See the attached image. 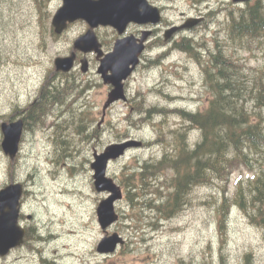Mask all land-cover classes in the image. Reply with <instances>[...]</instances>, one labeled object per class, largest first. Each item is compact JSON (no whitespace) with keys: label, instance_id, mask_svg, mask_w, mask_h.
Masks as SVG:
<instances>
[{"label":"rangeland","instance_id":"374dc122","mask_svg":"<svg viewBox=\"0 0 264 264\" xmlns=\"http://www.w3.org/2000/svg\"><path fill=\"white\" fill-rule=\"evenodd\" d=\"M258 1L252 0L243 9ZM61 6L62 0H0V126L11 115L12 108L18 117L23 112L29 125L26 110L55 70V60L69 55L73 42L88 31L85 22H77L56 39L52 19ZM99 33L104 38L110 34L105 28ZM208 40L212 52L227 56L251 76L264 79V34L234 43L216 24ZM209 61L177 52L159 59L157 67H143L131 79L126 93L129 100L116 103L105 114L103 106L109 89L95 74H83L82 89L84 85L83 90L90 89L81 94L88 116L84 119L85 135L90 138L78 132L82 120L71 119L77 111L71 102L63 105V128L56 144L49 140L53 131L49 123L56 118L57 108L51 109L49 115L39 116L40 122H33L37 125L28 130L29 143L25 142L15 169L19 181L27 182L23 227L41 229L46 242L43 253L38 249L42 245L29 243V259L22 264H222V260L223 264H264V227L233 207L225 228H220L215 205L222 196L218 188L196 187L188 204L178 214L163 220L154 219L159 212L135 210L126 199L124 174L137 171L142 164L164 160L165 152L177 147L173 131L180 129L184 133L188 125L179 109L196 112L208 107L213 97L205 83ZM96 67L93 61V68ZM40 97L41 94L38 100ZM138 102L146 110L155 107V113L136 114ZM157 109L167 112L163 115ZM44 125L49 126L44 135L34 134ZM200 135L198 130H190L185 138L194 144ZM2 139L0 128V144ZM125 142L135 144L124 156L111 161L107 170L108 177L122 187L125 198L116 206L120 222L106 234L99 224L97 209L108 194L96 191L92 163L95 152L101 154L109 145ZM65 150L68 154L64 157ZM7 164L0 146V188L9 179L4 171ZM164 173L157 181L160 185H168L176 175L171 168ZM250 176L247 171H237L227 185L228 195L235 193L240 177ZM167 191L165 188L164 192ZM153 223L157 226L152 227ZM114 233L123 237L126 244L111 255L98 253L101 241ZM250 254L247 260L246 255Z\"/></svg>","mask_w":264,"mask_h":264},{"label":"trees","instance_id":"16d2710c","mask_svg":"<svg viewBox=\"0 0 264 264\" xmlns=\"http://www.w3.org/2000/svg\"><path fill=\"white\" fill-rule=\"evenodd\" d=\"M263 1L243 10L240 17L232 18L233 31L240 34L243 42L264 34ZM222 56L220 53L213 55L211 66L206 68L205 83L213 93L208 107L196 112L178 111L188 125L184 133L180 129L173 131L178 139L177 147L167 150L164 160L142 164L137 171L128 170L124 174L122 183L127 191L126 199L135 210L159 212L156 220L172 217L188 204L196 187L205 186L222 191V196L215 201L220 228H225L233 207H238L253 223L264 227V79L251 76L243 66ZM76 84L66 75L64 87L60 90L66 93V100L70 89L80 88ZM52 92L56 96L59 93L58 89L55 91L45 85L39 102L30 107L31 115L39 117L51 113L53 106H57ZM136 105L135 113L140 116H149L156 111L155 107L146 110L141 102ZM157 111L164 115L167 109ZM25 115L27 120L29 107ZM79 117L82 121L78 132L90 138L85 135L87 125L84 119L88 116L84 110ZM27 122L29 124V120ZM190 130L201 133L194 144L185 138ZM66 154L65 150L64 157ZM166 168L176 172L175 178L168 185H160L157 181L163 177ZM237 171H247L251 176L247 179L240 177L235 193L230 196L227 185ZM165 188L168 189L166 193ZM249 256L251 254L246 255L247 260Z\"/></svg>","mask_w":264,"mask_h":264},{"label":"flooded vegetation","instance_id":"af4514ba","mask_svg":"<svg viewBox=\"0 0 264 264\" xmlns=\"http://www.w3.org/2000/svg\"><path fill=\"white\" fill-rule=\"evenodd\" d=\"M251 1L243 2L240 0H216L214 2L213 0H142V7L138 10L140 13H148L147 21L141 23L130 22L122 34H120L119 31L112 26H100L95 30L97 38L101 44V51L103 53L102 58L114 52L115 45L119 40H124L126 42V46L129 48V52H131V57H134V54L138 53L139 63L136 66L134 72L125 82V89L126 93L128 94L129 89L131 87V79L134 78V75L138 73L143 67H157V63L161 58L171 56L177 52H182L194 55L195 57L209 59L210 61H212L213 55H218L219 53L216 54L214 51H211L210 47L208 46V39L212 33L213 26L216 24H218L219 28H221L223 32L227 33L228 38L230 40H233L234 43H238L240 41V34L236 31H233L232 18L233 16L240 17V12L245 10L243 8L250 5ZM129 5L130 4H128V6ZM134 6L135 8H137L139 4L135 3ZM221 17H224L223 19L225 20L221 21L223 20ZM72 25L73 24H70L68 29H70ZM103 28L109 30L110 37L108 35L107 38H104L102 34L99 33L100 30ZM213 33H215V35L217 34V32L215 31H213ZM53 36L57 39V37L63 36V34ZM81 36L83 35H80L78 38H80ZM213 38H215V36ZM74 42L73 48L70 50L69 55H66L61 58L70 57L75 54V69L71 73L66 74L62 71H57L55 68V70L52 71L47 77V81L45 83L46 85H50L53 90L55 89L56 91L58 89L59 91L57 96L55 95V93H53L54 91L51 93L53 94V97L57 100V106H53V109H58V112L56 113V118L53 119V123H49L51 124V131L53 129L52 135L50 134L51 136L49 137V140L55 144L58 140V132L60 131V128H63V125H61V118L64 114L63 105L67 102H71L72 105L77 109L76 113L71 117V119L74 120H76L77 118L80 119L81 117H79V115L81 114L82 110L85 111L87 108V106L81 102V96L86 94V92L90 91V89L83 90V92L80 93L79 96L76 95L78 91L80 92V89H82V84H85V81L80 78L83 74L78 75L76 73L77 71H81V61L87 60L89 63V71L88 73L84 74V76H91V74H95L94 76L98 77L99 80L102 81V83L109 89V93L113 89L111 85H106L104 83L101 75L98 73L100 60L102 58L99 59L98 55L94 52L85 54L79 50H75ZM93 61H96L97 63L96 69L93 68ZM210 61L207 63L208 66H211ZM109 74H111V72H109ZM66 75L75 80L78 84H76V86L80 87L79 89L69 90V93L67 95L68 100L65 99L66 93L60 92V90L62 89L61 87H64V80ZM50 91L51 89H49L48 92ZM40 94H43L42 89L40 90V93H38L34 97L36 99H34V101L29 106L33 107L34 104L39 102L38 97ZM59 111L61 112L59 113ZM22 115L21 117H18L19 115L17 114L15 109L12 108L11 115L7 118L6 122H2L0 126L2 138L4 139V134L2 131V125L4 123L11 124L20 119H22L24 122V132L20 144V153L15 159H11L8 155L5 154L2 147L3 139L0 144L5 159L8 162L4 171H6L9 176V179H7V181L0 188V191L9 185L21 183L25 188L26 195L28 194L27 182L19 181L18 171L16 170V161L23 152V147L26 145L25 142L27 141L29 143L28 127L29 130L32 129L34 126L32 125L33 122H40V117L31 115V110L29 109V118H27V120H29V125H27L26 121L23 118L24 116ZM36 125L37 124H35V126ZM46 126L44 125L38 127L34 134L40 132L42 135H44V132H47V129L49 128V126L45 128ZM23 207L24 203L22 200L21 214L19 218V223L22 227L23 219L25 217ZM28 219L31 220L32 217L30 216L29 218L28 216ZM23 228L26 231L23 244L21 246L10 249L5 255H2L0 252V264H22V262L28 260L29 249H31L29 243L37 242L38 244L42 245V247L38 248L40 252H44V243L46 242V239L45 236L40 233L41 229L37 227L33 228V226ZM105 232L106 234L108 233V231ZM24 248H26L25 251L22 250Z\"/></svg>","mask_w":264,"mask_h":264},{"label":"water","instance_id":"95a60500","mask_svg":"<svg viewBox=\"0 0 264 264\" xmlns=\"http://www.w3.org/2000/svg\"><path fill=\"white\" fill-rule=\"evenodd\" d=\"M248 2L250 0H240ZM139 6L135 8L134 4ZM128 4H130L128 6ZM144 5V3H143ZM142 0H63V5L53 17L52 25L58 35L63 34L69 24L77 21H85L89 25L88 32L74 42V49L85 54L94 52L98 58H102L101 44L95 30L100 26H112L122 34L130 22H144L148 19V13H140ZM131 52L124 40L117 41L114 52L100 60L98 73L106 85L113 89L108 95L103 112L119 101H127L125 81L134 72L139 63L138 53L131 57ZM76 55L66 58H57L55 66L57 71L69 73L74 69ZM132 65V67H131ZM81 71H89L87 60L81 61ZM111 72V74H109ZM23 120L2 125L4 140L3 150L11 159H15L19 153L23 135ZM135 142H125L109 145L103 153L94 154L92 169L94 170V186L98 193H107L108 197L101 201L97 209L98 221L103 230L115 226L120 215L117 212V203L123 201L125 193L114 179L108 177L109 163L125 155L127 150ZM24 194V186L20 183L9 185L0 191V252L8 253L12 248L21 246L25 238V229L19 224L21 213V199ZM125 244V240L118 233L105 237L98 245L100 254H114L119 247Z\"/></svg>","mask_w":264,"mask_h":264},{"label":"bare ground","instance_id":"6f19581e","mask_svg":"<svg viewBox=\"0 0 264 264\" xmlns=\"http://www.w3.org/2000/svg\"><path fill=\"white\" fill-rule=\"evenodd\" d=\"M58 93V92H57Z\"/></svg>","mask_w":264,"mask_h":264}]
</instances>
